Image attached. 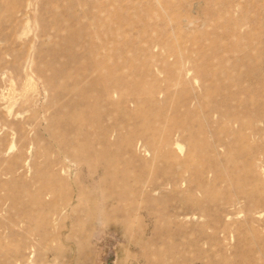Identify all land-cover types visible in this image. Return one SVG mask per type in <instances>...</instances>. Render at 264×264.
<instances>
[{
  "label": "rangeland",
  "instance_id": "rangeland-1",
  "mask_svg": "<svg viewBox=\"0 0 264 264\" xmlns=\"http://www.w3.org/2000/svg\"><path fill=\"white\" fill-rule=\"evenodd\" d=\"M120 29L122 33L119 34ZM99 35H104L111 43L112 51L122 60L126 59L128 64L139 68L143 63H151V71L159 78L164 76V73L156 71L161 64L166 63V72L176 69L174 61L178 52L184 58L190 57L202 72H213L219 64L221 67L215 76L209 75L205 82L192 80V93L189 94L202 95L203 98L205 95L209 100L211 90L249 88L257 103L249 106L247 117L250 124L263 129V134L257 137L263 153L256 151L254 162L264 156V125L259 122L264 119V0H0V128L8 131L3 135L0 149L5 151L15 142L10 152L4 153V162L0 166H9L10 157L17 153L19 137L8 124L9 121H20L28 126V136L38 139L40 146L47 151L46 159L58 160V166L69 168L65 194L67 205L60 207L56 215L49 216L47 225L42 224L41 229L48 236L43 238L38 231L22 234L21 253L25 254V264H264L258 243L252 244L248 252L237 248L232 230L235 220L242 217H236V209L230 206V202L238 198L237 187L229 189L220 182L218 185L222 189H228L227 195L214 202H205V213L201 217L196 214L197 210L186 213L185 218L170 225L171 233L167 232L168 228L162 221L153 216L152 211L168 217L181 208L165 194H160V204L147 201L141 191L149 189L150 181L163 183L166 173L175 174L181 161L193 158L195 165L200 164L196 168L206 179V161L216 159L215 154L208 152L193 155L187 145L181 149L174 146L178 163L172 157L161 159L159 135L154 138L150 151H136L139 159H130L129 147L124 148L120 155L122 164L118 163L117 168L128 174L130 193L119 206L131 210L128 219L114 216L112 211L116 202L109 198V204L104 205L100 201L101 189L88 185L83 179L78 180L84 187L83 194L89 193L96 201L95 211L103 207L107 220L92 210L86 216L87 210L77 204L71 180L79 174L85 176L87 166L75 163L70 152L65 154L60 147L53 145L48 127L56 133L66 128L67 121L59 114L68 113L69 108L64 105L78 96L77 78L92 73V57L75 59L65 56L64 50L71 42L75 51H81L90 43L97 44ZM115 41L117 44H112ZM105 62L111 63V57L108 56ZM122 73H127L126 67H122ZM216 75L220 77L216 78ZM186 78L191 79V74ZM238 96L245 99L246 94ZM128 98L134 99L135 96L125 97L120 93L114 97L121 103L118 107L106 105L102 121L111 129L109 137L113 143L116 141L112 129L135 114L137 107L127 103ZM191 106H194L193 100ZM170 107L171 102H166L157 103L149 111L141 108L137 122L144 127L135 129L136 123L132 122L125 133H131L133 142L141 137H150L151 131L144 128L148 123L153 126L163 124V112L169 114ZM209 109L210 104L204 99V104L197 109L199 113L190 118L196 128V122L207 117L204 123L207 139L215 144L214 134L220 138L226 135L223 121L210 114ZM86 115L90 119L93 113L88 111ZM99 124L91 125L94 136L100 133ZM82 125L84 130L88 127L87 119ZM65 133L67 137L73 134L71 131ZM245 134L248 135V131ZM64 138L65 135L58 136L60 140ZM94 144L99 149L98 143ZM157 147L160 149L155 151ZM110 151L115 152L116 147L111 146ZM223 152H220L218 168L224 176L231 177L233 167L225 165ZM24 155L30 157V161L35 160L39 167L46 164L44 157H36L34 149ZM233 155L242 160L240 155ZM128 159L132 163L126 167L123 162ZM246 172L245 176L259 174L264 181V171L257 164L255 169ZM31 174L32 171L27 173L28 176ZM7 178L8 175H2L0 181ZM195 178V173L188 174L191 181ZM142 182L148 186L143 187ZM35 185L33 181L31 187ZM4 191L0 189V194ZM258 198L264 201V194ZM48 199L50 197H45ZM72 208H76L75 211ZM5 215L2 210L0 218L4 216L5 222L10 221ZM254 217L264 220V214H255ZM259 228L264 235V228ZM1 231L6 233L5 229ZM18 236L14 239L3 237L0 244L10 242L12 249L20 241ZM13 259L9 256L10 262Z\"/></svg>",
  "mask_w": 264,
  "mask_h": 264
},
{
  "label": "bare ground",
  "instance_id": "bare-ground-1",
  "mask_svg": "<svg viewBox=\"0 0 264 264\" xmlns=\"http://www.w3.org/2000/svg\"><path fill=\"white\" fill-rule=\"evenodd\" d=\"M118 33H122V30H118ZM104 35H99L97 44L90 43L85 48L83 47L81 51H75L71 42L69 47L64 50L65 56L71 58L92 57L93 62L90 65L92 73L77 78L78 96L64 105L69 108L68 113L63 114L61 112L59 114L61 119L67 121L66 128L60 133H56L53 130L51 131L50 126L48 127L53 145L60 147L65 154L70 152L75 163L80 165L84 163L87 166L85 176L79 174L71 180L77 204L87 210L86 216H89L92 210L96 215L98 214L107 220V213L103 211V207L95 211L97 208L96 201L91 198L89 193L83 194L84 187L78 182L79 179H83L88 185L101 189L100 201L104 205L109 204L107 203L109 198L116 202L117 205L113 207L112 211L114 216L128 219L132 214L131 210H125L119 206L127 200V195L130 193L128 174L122 173V168H117L118 163L122 164L120 155L124 148L129 147L130 159H139L137 152L150 151L149 148L152 146L154 138L159 135L161 139L159 147L162 150L161 159L167 160L172 157L174 162L178 163L179 159L173 148L175 146L181 149L183 145H187L193 155L208 152L215 154L216 159L206 161V174L208 176L206 179L202 171L196 168L200 164L195 165L196 161L193 158L181 161L175 174L170 173L169 175L166 173L164 182L161 184L150 181L148 186L147 183L142 182L143 187L147 184L149 188L147 191H141L147 201L156 205L160 204L162 202L160 194H165L168 195L169 199L176 201V204L181 208V210L177 209L169 214L168 217L157 211L151 212L153 216L162 221L168 228L167 232L171 233L170 225L174 224L176 220L185 218L186 213L197 210L198 213L196 214L201 217L205 213V202H214L216 199L226 196L228 189H222L218 185L220 182H224L229 189L237 187L235 190L238 193V198H234L230 202V206L236 209V217H242L240 220H235L234 229L232 230L238 250L245 249L248 252L252 244L258 243L260 245L259 253L264 256V245L262 244L264 235L259 228V226L264 228V220L255 219L254 217L255 214H259V216L264 214V201L258 198V196L264 194V181L259 174L251 173L245 176L246 170L249 169L250 172V170L255 169V164L264 171V156H262L263 158L259 157L254 162L256 151L263 153L260 151L262 150L261 146L257 143V137L263 134V129L256 127V124H250L247 117L249 106H255L254 104L257 103L253 93L249 91V88H240L235 91L228 89L224 91L222 89L211 90L208 93L209 100L205 95L204 98L202 95L190 96L189 93H192L191 82L200 81L203 83L209 75L210 77L215 76L218 67H221L219 64L213 72L212 70L202 72L197 66L198 64L191 61L190 57L184 58L177 51L174 61V64L177 65L176 69L166 72V63L161 64L160 69H156V71L164 73V76L159 78L157 73L151 71V63L149 62H147L148 64L143 63V66L141 65V68H138L131 63L128 64L126 59L122 60L119 54L112 51L111 43L107 41L108 39L106 40ZM115 43L117 44L116 41L112 44ZM150 44L153 46V43L150 42ZM98 49L103 53H99ZM168 52L170 53V51ZM142 53L145 54V50H142ZM147 54L149 57L148 52ZM108 56L112 59L111 63L105 62ZM122 67L127 68L126 74L122 73ZM190 74L191 79H187L186 77ZM219 77L216 75V78ZM84 80L85 83H82ZM120 93L125 97L134 95V99L128 98L126 102L135 104L137 108L130 119L123 121L121 126L116 125L112 129L116 141L113 143L111 137H109L111 129L104 124L102 118L106 114L107 104L117 107L121 104L114 99ZM239 94H246L245 99H241L238 96ZM204 99L207 104H210V114L216 115L220 121H223L224 125L223 131L226 136L220 138L214 134L215 144L207 139L208 131L207 126L204 124L207 117L197 121L196 128H194V122L190 118L195 113H199L197 109L204 104ZM192 100L194 106H191ZM166 102H171V107L169 114H166V111L163 112V124L153 126V124L148 123L144 129L150 130L151 136L141 137L133 142L131 133L127 134L125 132L132 122L136 123L135 129L144 127L143 124L137 122L141 108L145 107L149 111L153 110V106L157 103ZM161 108L162 106H160ZM88 111L93 113L90 119L86 115ZM86 119L88 127L84 130L82 124ZM97 122L100 123V133L94 136V130L91 128ZM259 122L264 125L263 118ZM8 127L19 137L20 145L17 147V153L10 157V165L7 167L0 166V176L8 175L6 181H0V189L5 190L4 194H0V212L3 210L7 220H10L5 222L4 216L0 218V240L3 237L14 239L16 235H19L20 241L12 249H10V242H5V245L0 244V264H25V254L21 253L24 242L22 234L38 231L43 238L48 236L47 232L42 231V224L46 223L47 225L48 217L56 215L60 207L67 205L65 194L68 190L67 176L69 168L63 165L58 166V160L46 159L47 151L40 146L38 139L28 136V126L25 123L9 121ZM0 131V142H2L3 135H6L8 131H3L2 128H0ZM67 131H71L73 134L67 137L65 133ZM246 131H248V135L245 134ZM61 134L65 135L64 140L58 139ZM95 142L98 143L99 149L95 147ZM13 144L15 145V142H12L11 146L5 151L0 149L1 165L4 162V153L10 152ZM111 146L116 147L115 152L110 151ZM246 148L250 150L247 151ZM33 149L36 157L45 158L46 164L43 167H39L35 160L30 161V157H25L24 154L31 153ZM159 149L157 147L155 151ZM221 150L224 151L225 165L231 164L233 167L231 177L224 176L218 168L220 156L222 155ZM234 153L237 156L240 155L242 160L236 159ZM130 159L125 160L123 165L126 167L131 166ZM140 168H143V166ZM29 171H32L31 176L27 175ZM190 172L196 175L193 181L188 179ZM95 175H98V177H95ZM31 181L36 182L34 187H31ZM47 196L50 199L45 200ZM187 201H191V204H187ZM75 209L72 208V211H75ZM1 229H5L6 233L3 234ZM77 246L79 251L80 244L78 242ZM9 256L14 257L12 262L9 261Z\"/></svg>",
  "mask_w": 264,
  "mask_h": 264
}]
</instances>
